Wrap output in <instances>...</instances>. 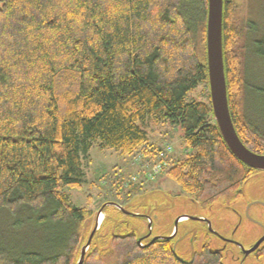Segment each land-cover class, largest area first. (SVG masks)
Masks as SVG:
<instances>
[{
  "label": "trees",
  "instance_id": "1",
  "mask_svg": "<svg viewBox=\"0 0 264 264\" xmlns=\"http://www.w3.org/2000/svg\"><path fill=\"white\" fill-rule=\"evenodd\" d=\"M239 1L223 7L228 104L242 143L264 155L242 55L256 25L243 28ZM207 15L208 0H0V264H78L95 211L74 206L64 189L82 188L95 146L155 157L148 123L181 129L188 152L165 174L186 193L203 205L241 196L255 170L233 155L214 118ZM253 44L264 61V38ZM201 85L208 101H188ZM25 228V238L15 232ZM138 241L94 236L82 264H223L208 245L184 262L171 240Z\"/></svg>",
  "mask_w": 264,
  "mask_h": 264
},
{
  "label": "rangeland",
  "instance_id": "2",
  "mask_svg": "<svg viewBox=\"0 0 264 264\" xmlns=\"http://www.w3.org/2000/svg\"><path fill=\"white\" fill-rule=\"evenodd\" d=\"M239 2L243 5V28L248 23L256 25L255 30L246 32L242 44L245 76L256 89L249 99L248 117L264 129V61L256 57L253 46L264 38V0ZM205 87L201 85L187 100L207 102ZM142 128L155 148V157L140 152L127 156L95 146L83 162L82 188L64 189L74 206L95 211L87 222L88 231H93L96 214L103 209L106 225L95 239L131 234L149 243L156 238H170L184 262L192 261L195 253L208 245L213 251L222 250L224 264H264V256L245 254L264 236V171H255L241 187L240 197L232 193L214 204L203 205L165 174L172 162L188 152L181 129L169 123H148ZM130 182L135 184L132 188ZM181 217L187 219L179 220ZM21 221L26 226V221ZM1 228L7 229L3 219ZM15 232L25 238L31 230Z\"/></svg>",
  "mask_w": 264,
  "mask_h": 264
},
{
  "label": "water",
  "instance_id": "3",
  "mask_svg": "<svg viewBox=\"0 0 264 264\" xmlns=\"http://www.w3.org/2000/svg\"><path fill=\"white\" fill-rule=\"evenodd\" d=\"M223 7L224 0H208V15H207V62L209 75V90L214 118L224 142L242 163L254 169L255 171H264V155L256 154L250 151L239 138L234 127L227 96V84L225 76L224 56H223ZM106 206V205H105ZM108 206V205H107ZM106 206V207H107ZM250 207H248L249 210ZM96 224L91 231L87 244L82 248L81 257L78 264H82L87 254L93 237L100 230L104 222V212L100 209L96 214ZM103 217L102 222L98 225L99 218ZM106 219V218H105ZM187 219L181 217L179 220ZM87 227V226H86ZM139 240V239H138ZM156 240H171L170 238H156ZM139 245L144 247L145 242L138 241ZM264 246V236L255 244L253 248L245 251L246 256L256 253ZM213 251V250H212ZM221 252L222 250H216ZM191 262V261H190ZM224 264V263H223Z\"/></svg>",
  "mask_w": 264,
  "mask_h": 264
},
{
  "label": "bare ground",
  "instance_id": "4",
  "mask_svg": "<svg viewBox=\"0 0 264 264\" xmlns=\"http://www.w3.org/2000/svg\"><path fill=\"white\" fill-rule=\"evenodd\" d=\"M102 220H103V217L101 216V217L99 218L98 225L102 222Z\"/></svg>",
  "mask_w": 264,
  "mask_h": 264
}]
</instances>
